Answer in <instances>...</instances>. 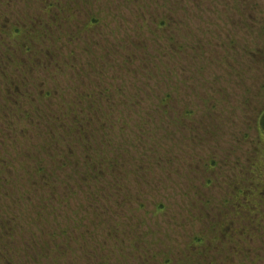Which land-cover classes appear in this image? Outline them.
Wrapping results in <instances>:
<instances>
[{
  "label": "rangeland",
  "instance_id": "rangeland-1",
  "mask_svg": "<svg viewBox=\"0 0 264 264\" xmlns=\"http://www.w3.org/2000/svg\"><path fill=\"white\" fill-rule=\"evenodd\" d=\"M40 1L63 13L42 11ZM29 4L0 5V24L40 16L36 23L55 38L51 20L63 17L65 40L48 47L55 53L44 81L53 78L54 93L41 98L52 85L41 83L37 101L22 106L36 128L14 114L12 126L0 118V160L17 168L26 151L42 156L54 175L33 183L26 172L0 166V180H15L14 190L0 184V220H10L0 228V264H264V131L257 123L264 113V0ZM89 18L98 25L88 29ZM174 38L187 43L177 58L166 42ZM16 42L0 38V55L18 52ZM63 59L68 65L55 67ZM100 88L101 98L93 93ZM72 119L82 134L68 138ZM69 151L77 173L60 168ZM85 156L87 166L101 158L122 173L116 167L102 189L93 181L89 187ZM66 181L77 185V197ZM91 193L109 197L97 216Z\"/></svg>",
  "mask_w": 264,
  "mask_h": 264
},
{
  "label": "flooded vegetation",
  "instance_id": "flooded-vegetation-1",
  "mask_svg": "<svg viewBox=\"0 0 264 264\" xmlns=\"http://www.w3.org/2000/svg\"><path fill=\"white\" fill-rule=\"evenodd\" d=\"M10 1L12 0H0V5L10 2ZM18 1H21V0H18ZM23 1L25 2V4L28 5L30 0H23ZM40 2H41L40 4H43L42 11L45 9L46 13L53 9H55V14L59 13V11L63 13V10L56 7L57 4L53 5L51 3L45 4L43 3V1H40ZM1 9H3L2 6H0V18L1 17L6 18L5 16H3L6 14ZM23 16L24 17H22L21 19L16 20V21H19L18 23L15 22V24L11 26L8 25V23H6L5 25L0 24V38L7 37V39L9 40H12V39L16 40L17 42L15 45L16 47H18L17 50H19L18 52H21V53H18L17 51L16 53L12 52L9 57L0 55V118H3V119L6 118L7 125L12 126L13 121L8 118H11L12 115L14 114L13 116H16L19 119L20 123L25 124V125L28 124V125H31L32 127L35 126L34 128H36V125L31 122L32 121L31 115H33V113L28 110L26 112L22 111V108H23L22 106L23 104L26 105V102L29 104H34L35 101H37V97L39 95L41 98L48 99L50 96H52V93H54L55 91L51 89L52 87H54L55 84L53 82L55 81L53 80V78L51 79L49 78L47 81H44L45 80L44 73L46 74L50 73L47 70V66L51 67L53 64L51 60V55L54 54L55 51H50V49L48 48L50 43H56V44L62 45V42L65 40L63 37L64 26L61 25V24H64V19L63 17H61V19L51 20L52 23L54 24L57 23V33H56V37L54 38L52 34L50 33V30L48 26H46V24L44 26H41L40 24L36 23L41 20L39 18L40 16L38 17L35 16L33 18L27 15H23ZM2 22L4 23L5 21H2ZM79 26L81 28V25ZM72 28H74V26H72ZM75 30H77V25L75 26ZM27 35L32 38L31 43H29L25 39ZM70 42H74V40L71 41L70 39ZM58 49L60 50V53L58 52V54L64 55V52L61 49V46ZM0 54H1V51H0ZM7 54H10V51L7 50ZM21 56H26L28 57V59L25 60L26 58L25 57L22 58ZM54 65L55 67H61L62 69H64V67L68 65V62L66 59H63L60 62L59 61L55 62ZM41 73L43 74L41 75ZM62 75H63L62 77L63 80L67 81L69 79L67 74H62ZM84 76L85 74L81 77L80 80L82 79L86 80L87 78H83ZM79 77L80 76H76V78H79ZM48 82H50L52 85H49L47 89H44L43 91H41L39 95H36V88H38L41 85V83H48ZM65 85L66 87L68 86V84H65ZM93 93H97V95L105 94L104 92H102L101 88L98 91H95V89H93ZM84 94L89 95L92 93H89L88 91L87 93L86 92H82V93L76 92V95L82 96ZM81 101L82 100L79 99V102ZM70 108L71 109L68 110V114L72 113L71 105H70ZM100 110H102V108ZM9 113H11V115ZM74 122H75L74 119H72V123H73L72 126L70 125L69 127L66 126V128H68V134H67L68 138H70L71 136L73 137V135H75L76 127L74 126ZM79 128L81 129V127ZM18 130L22 134L26 133V130L24 129L21 130L19 128ZM80 134L82 133L80 132ZM105 137L106 135L104 136L103 134L102 138L105 139ZM10 143L14 144L16 142L11 141ZM39 148L40 146L37 149ZM21 153L23 154L25 160L23 163L17 162L16 164L17 168L12 167L15 164L12 162L11 159L5 160V161L0 160V166L5 165L4 167L7 169L13 168L15 172L17 171H21L23 173L26 172L25 176L28 177L26 180L27 182L31 181L34 183V182L45 181V184H47L46 182L47 179L52 178L54 174L50 171H47V163L45 162V159L40 155L32 157L31 154H29L26 151L21 152ZM73 153L74 152L69 151V156L67 155L68 157L66 156V158L62 160V162L60 163V168H63V167H70L72 169L75 168V172L77 173L78 172L77 171L78 162L76 160V157L72 156ZM86 158L88 157L85 156L82 159L84 166H86V168L83 170V173H84L83 175H88L91 177L97 175V172H99V170L96 167L87 166L88 161L86 160ZM28 162L29 163L31 162L30 164H33V165L29 167ZM114 167L115 165H112V167L108 165L107 171H108V168L110 170L108 172L105 171L106 175L114 173L112 170ZM29 174L31 176H29ZM1 179L2 180H0V184L8 183L9 186L12 187L13 190L15 189V187L13 186L15 182L14 179H11L9 176L5 178L6 179L5 181H4V178H1ZM56 179H59V178L56 177ZM58 182H56V185L58 184ZM64 187H65V190H67L68 192L73 193V194L75 193V196L76 197L78 196L77 185H75V189H74V186L72 185V183L70 184V182L66 181L64 183ZM15 204H16V199H15ZM237 206L243 208L246 205L243 204L241 206V204L239 205L237 204ZM249 209L251 210L253 209V207L249 206ZM39 219L40 218H38V220ZM0 221H3V220H0ZM255 225H256V222H253L252 226H255ZM240 228L243 231V228L242 227Z\"/></svg>",
  "mask_w": 264,
  "mask_h": 264
},
{
  "label": "trees",
  "instance_id": "trees-1",
  "mask_svg": "<svg viewBox=\"0 0 264 264\" xmlns=\"http://www.w3.org/2000/svg\"><path fill=\"white\" fill-rule=\"evenodd\" d=\"M181 10L183 11V9H181ZM93 23H95L94 18H93V20H91V18H89L88 20H86V22L84 24L88 26V29H91V26L98 25V23H95V24H93ZM170 41H171L170 39H166V42L168 44L172 45V48L170 49V52L173 50L174 51L173 52V55L176 56V58L182 56L181 54H182L183 49H184L183 46L186 45L187 43H185V42L180 43L175 38H174V42L173 41L170 42ZM95 94L97 95V93H95ZM167 94H168V92L166 93V96H165L167 100L158 103V106H160L161 108L164 107V106H166L168 104V102H170L168 100ZM101 95H103V94H99V98H101L100 97ZM257 123H258V131L261 130V129H262V131H264V113L258 118ZM74 124H75L74 126L76 127L75 134L77 133V131L81 132V129L79 128L80 126H78V124H80V123L77 120H75ZM93 161H94V167H96L99 170V172H97V175L92 176V177L91 176H88V175H85L86 176V180H88L89 187H91V184L90 183L93 181L97 185V187L100 186L99 188L102 189L103 184H105L104 183L105 177H106L105 169H106V166L108 167V163L105 165L106 162L103 159H101V158H99V160H93ZM109 165L111 167H112V165H115L114 168L117 167V164H115L113 162H110V161H109ZM114 168L112 170H114ZM114 171L117 172L118 174H120V173H122V167L119 166ZM115 172L114 173H111V174H115ZM86 180H85V182H86ZM114 181H115V179L112 178L111 179V182L113 183ZM93 188L96 189L95 187H93ZM103 190H105V188ZM90 195H92V196H90V199L92 198V200L94 201L95 205H97V207H96V213H95V215L97 216V214H98V211L97 210H98V207L100 205L99 202H103L105 199L107 200L109 197H108V195H105L104 193H102V194H99V193L98 194L97 193H91ZM236 207H237V205L234 207V209ZM242 209L245 210V211L251 212V211H249L247 209V207H243ZM103 213H105V212H103ZM97 218L99 219L100 217H97ZM8 220H5V222L0 221V228L2 226H4V223H8ZM111 232L112 231L109 232V235L110 236H111ZM10 233H12V229L10 230ZM112 233H115V232H112ZM86 236L81 235V236H79V238L80 239L81 238H85ZM202 239H203V236H198V237H196L193 240V242L198 243V246H199L201 244V242H202ZM191 245H192V242H191ZM205 251H207V250H205ZM7 254H9V253H7ZM5 260H6V258H5ZM102 261H105V260L103 259ZM7 262H8V260H7ZM170 263H171V260H169V259H164V261L162 262V264H170Z\"/></svg>",
  "mask_w": 264,
  "mask_h": 264
}]
</instances>
